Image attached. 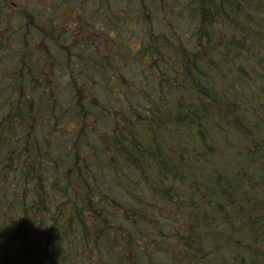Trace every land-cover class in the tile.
Segmentation results:
<instances>
[{
    "label": "trees",
    "instance_id": "16d2710c",
    "mask_svg": "<svg viewBox=\"0 0 264 264\" xmlns=\"http://www.w3.org/2000/svg\"><path fill=\"white\" fill-rule=\"evenodd\" d=\"M0 264H264V0H0Z\"/></svg>",
    "mask_w": 264,
    "mask_h": 264
},
{
    "label": "rangeland",
    "instance_id": "374dc122",
    "mask_svg": "<svg viewBox=\"0 0 264 264\" xmlns=\"http://www.w3.org/2000/svg\"><path fill=\"white\" fill-rule=\"evenodd\" d=\"M117 48H118V47H117ZM117 48H115V50H116Z\"/></svg>",
    "mask_w": 264,
    "mask_h": 264
}]
</instances>
